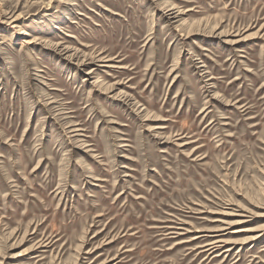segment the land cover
<instances>
[{
    "label": "rangeland",
    "instance_id": "rangeland-1",
    "mask_svg": "<svg viewBox=\"0 0 264 264\" xmlns=\"http://www.w3.org/2000/svg\"><path fill=\"white\" fill-rule=\"evenodd\" d=\"M263 226L264 0H0V264H264Z\"/></svg>",
    "mask_w": 264,
    "mask_h": 264
},
{
    "label": "bare ground",
    "instance_id": "bare-ground-1",
    "mask_svg": "<svg viewBox=\"0 0 264 264\" xmlns=\"http://www.w3.org/2000/svg\"><path fill=\"white\" fill-rule=\"evenodd\" d=\"M18 17H15L14 16V18H12L11 19V21H14V20H16ZM98 60H100V61H102V60H105V59H98ZM229 214V213H228ZM237 222H239V221H237ZM227 225V224H226ZM229 225V224H228ZM225 229H227L226 227H221V228H219V229H217L216 231H213V232H220V231H223V230H225ZM237 231V230H236ZM238 231H245V232H251V231H258V233L257 234H254V235H251V236H249V237H247V240H254V239H256L257 237H259V236H261L262 235V232L264 231V226H263V228H258V229H251V228H242V229H239ZM264 233V232H263ZM219 234V233H218ZM220 235V234H219ZM219 235H214V236H219ZM225 243H228V242H226V241H224V240H222V239H218V238H216V239H213V240H211L209 243H206L205 245H204V247L206 248L205 250H209V251H212V250H215V249H218V247H220V246H222V244H225ZM229 249H225V251H228Z\"/></svg>",
    "mask_w": 264,
    "mask_h": 264
}]
</instances>
